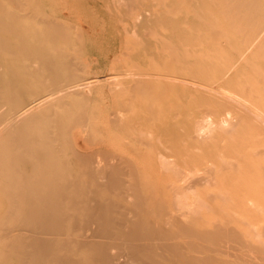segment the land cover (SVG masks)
<instances>
[{
	"label": "rangeland",
	"instance_id": "1",
	"mask_svg": "<svg viewBox=\"0 0 264 264\" xmlns=\"http://www.w3.org/2000/svg\"><path fill=\"white\" fill-rule=\"evenodd\" d=\"M91 210L115 229L87 230ZM184 225L205 239L179 247L192 263L150 254ZM263 247L264 0H0V264H264Z\"/></svg>",
	"mask_w": 264,
	"mask_h": 264
},
{
	"label": "bare ground",
	"instance_id": "2",
	"mask_svg": "<svg viewBox=\"0 0 264 264\" xmlns=\"http://www.w3.org/2000/svg\"><path fill=\"white\" fill-rule=\"evenodd\" d=\"M35 28V27H34ZM36 30V29H35ZM40 31V28H39V30L38 31H36V32H39ZM25 39V38H24ZM29 41H30V39H29ZM28 43V42H27ZM31 43V42H30ZM67 61H69V60H67ZM71 62V61H70ZM72 63V62H71ZM56 64V63H55ZM67 64V63H66ZM70 64V63H69ZM58 74V73H57ZM38 75V74H37ZM36 75V76H37ZM45 116H47V113L45 112ZM80 118H83V117H80ZM79 118V119H80ZM83 122H84V119H81ZM51 153V152H50ZM51 156H53V154L51 155ZM198 172H199V170L198 169H196ZM197 172V173H198ZM197 173H196V175H197ZM190 175V173H188L187 174V176H189ZM183 179V178H182ZM183 181H185V185H187L188 183H187V181H189V180H187L186 181V178H184V180ZM183 184V185H184ZM184 187V186H183ZM14 199V196H13V194L7 199V201L9 202V204L11 203V201ZM7 201H5L6 203H7ZM9 204L7 203V205H6V208H4V209H7L6 211H7V213L5 214L6 215V218L9 216V213L11 214V213H15V212H17L19 215H21V213L19 212V211H14V210H12L11 209V207L9 206ZM99 206H100V204H99ZM98 206V207H99ZM184 206V205H183ZM112 208V210H113V208L114 207H111ZM101 209H105V207H104V205H102L101 206ZM166 211V212H165ZM165 211H163L164 213H165V215H166V217H169L170 219L171 218H175V219H177V217H179V212L181 213V215H183V213H182V209L180 208L179 209V212H172L171 213V211L170 210H165ZM170 211V212H169ZM187 212V211H186ZM32 213H36V211L34 210V211H28L27 212V214L26 215H21V217L19 218V217H15L14 219H16V220H20V222H22L23 221V224H22V227H25V228H32L33 229V233L35 232V231H38V230H41L40 228H38L39 226H43V225H45V223H46V219L45 218H42V219H39L38 221H37V223L36 224H33V223H31V218H32ZM95 214V210H91V211H89V212H87V214L85 215V223H86V227H88L87 228V230H93L94 231V229L95 230H97L98 232H100L99 230H101V233H103V231H105V233H107V232H111V230L112 229H115V221H113V220H110V223L111 224H107L105 221L107 220L106 218H108L107 217V215L109 214H107V213H105V212H101L100 213V215H101V217L103 218L102 220V222L103 223H105L106 225L105 226H101L100 225V223H102V222H100V223H97V221H95V219H93L92 217H93V215ZM72 216L74 217V213H72ZM72 217V218H73ZM82 219V218H81ZM111 219V218H110ZM113 219V218H112ZM120 219V218H119ZM119 219H118V221H119ZM191 220V219H190ZM73 221V220H72ZM121 222H122V218H121V220H120ZM192 222H193V220H192ZM191 222V223H192ZM97 223V224H96ZM151 223V222H150ZM71 224H72V222H71ZM95 225V228H93L91 225ZM120 224H122V223H120ZM119 224V225H120ZM89 226H91V228L89 227ZM98 226V227H97ZM185 226V225H184ZM182 226L181 227V230L179 231V232H181L182 233V236L181 237H179V238H176V235L178 234V233H176V235H174V236H168L167 238H165V235L167 234H165L164 235V237H163V239L161 240V244L160 245H157V244H153L154 242L151 240V242H150V245L149 246H146V248H147V250L148 251H150V254H152V255H154V254H161L162 255V257H164V258H167V256H170V257H172L173 259H177L179 262H184V263H187V262H190V263H192V259H190L191 257H187V254H185V253H183V251H181L180 249H179V247H181V246H183V244H185L186 246H189V247H193V246H198L197 245V243H194V242H192L191 241V238H193V239H195V240H197V241H201V244L202 243H205V242H203L205 239L203 238L204 236H203V234L202 233H199L198 231H196L195 229H194V227H189V226ZM144 228H146L147 230H149L150 232H152V234L153 233H155L154 231H157L159 228H157V227H151V226H143ZM161 227V226H160ZM112 228V229H111ZM119 228V227H118ZM179 228H180V225H179ZM178 228V229H179ZM226 228V227H225ZM172 230V229H171ZM227 230H228V228H227ZM74 231V230H73ZM116 231V230H115ZM220 232H219V234L220 235H222V237H223V235L225 234L226 235V230L225 229H220L219 230ZM122 232H123V230L121 229V228H119V233H116V234H119V236H121V237H119V239H122V237H123V242H124V244H123V246L124 245H126V247H129V248H131L132 249V247H131V244L132 243H134V242H136V239H135V233H134V231H129L127 234H125V235H123L122 234ZM31 234V235H35V234ZM229 233H231L230 231H229ZM229 233H228V235H229ZM218 234V231L216 232V235ZM155 235V234H154ZM168 235V234H167ZM187 235V236H186ZM230 236H232L231 234H230ZM16 238H20V237H16ZM22 238V237H21ZM51 238V237H50ZM199 238H202L201 240L199 239ZM223 238H225V237H223ZM227 238H229V237H227ZM232 238H233V236H232ZM45 240V239H44ZM49 241H50V239H48ZM48 240H47V242H48ZM228 240V239H227ZM46 242V243H47ZM207 242V241H206ZM220 242H222V241H220ZM213 243H215V242H213ZM213 243H211V244H213ZM224 243V242H223ZM218 244V242H217V244H213V245H211V244H208V245H202V246H204L205 248H207V249H209L210 251H214V250H216V251H226V250H229L228 249V246L226 245V244ZM49 244V243H48ZM200 244V245H201ZM129 245V246H128ZM48 246V245H47ZM122 246V245H121ZM157 249H159V250H162V251H158V252H156V250ZM45 250V247L43 248V251ZM262 250H264V247H263V249ZM161 252V253H160ZM31 256V255H30ZM33 257V256H32ZM195 260H197L199 257H193ZM33 260V259H32ZM200 260V259H199ZM155 261V260H154ZM221 261V260H220ZM31 262V261H30ZM199 262V261H198ZM225 263H221V264H230V263H228L227 261H224ZM114 263H121L120 261H114ZM124 263V262H123Z\"/></svg>",
	"mask_w": 264,
	"mask_h": 264
}]
</instances>
